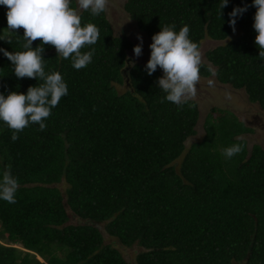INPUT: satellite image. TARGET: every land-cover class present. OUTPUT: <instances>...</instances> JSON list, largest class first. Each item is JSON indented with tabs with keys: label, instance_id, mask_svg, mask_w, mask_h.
I'll return each mask as SVG.
<instances>
[{
	"label": "trees",
	"instance_id": "obj_1",
	"mask_svg": "<svg viewBox=\"0 0 264 264\" xmlns=\"http://www.w3.org/2000/svg\"><path fill=\"white\" fill-rule=\"evenodd\" d=\"M127 0L123 9L151 42L165 25L190 28V38L224 42L205 54L201 77L243 90L264 112V60L253 27V0ZM248 5L237 17L229 13ZM72 6L76 7L75 0ZM222 11V15H221ZM0 5V35L7 28ZM82 25L100 30L92 62L80 70L71 57L45 45V72L58 71L68 86L44 122L31 124L12 141L0 121V180L10 165L18 179L16 203L0 199V264H128L99 229L126 248L143 251L135 264H264V149L241 138L252 129L228 111L212 108L196 135L198 105L182 107L162 98L159 69L128 64L134 47L115 36L105 13L81 11ZM0 48L22 51L24 30ZM237 34L235 37H233ZM41 41L33 42V47ZM38 79L17 78L0 52V93H27ZM117 86H125L119 93ZM194 105V106H190ZM243 143L231 159L223 149ZM64 185V191L59 186ZM71 215L81 223L69 224Z\"/></svg>",
	"mask_w": 264,
	"mask_h": 264
},
{
	"label": "clouds",
	"instance_id": "obj_2",
	"mask_svg": "<svg viewBox=\"0 0 264 264\" xmlns=\"http://www.w3.org/2000/svg\"><path fill=\"white\" fill-rule=\"evenodd\" d=\"M76 3L78 7L72 6V0H0V5L7 8V28L0 35V40L12 44L14 38L20 37L18 30H24L22 42L17 40L21 43L22 51L10 52L0 48V52L12 62L17 78L43 81L38 86H30L26 94L17 91L7 95L0 93V121L13 130V142L31 124H39V129L45 130L47 125L44 121L50 117L61 98L68 94V86L60 72H45V45L53 46L57 56L64 59L71 57L72 66L77 70L92 62L95 49L87 52L81 50L97 43L100 30L93 23L82 25L81 11L90 10L93 16H99L108 10L110 0H76ZM228 3L229 0H222L221 10ZM253 6L257 9L253 25L257 33L255 44L260 50L259 58L264 60V0H253ZM248 7H235L229 13V23L234 33L237 17L242 16ZM175 29V24L165 25L153 35L146 71L152 75L158 68L161 69L163 75L157 83L166 94L161 103L167 100L182 107L196 99L205 62L200 44L190 38L189 26L184 25L178 32ZM137 38L140 43L134 47V53L139 58L142 55L143 37L138 35ZM37 40L41 43L33 47V42ZM207 71L212 76L218 74L211 64L207 65ZM213 83L212 80L208 81L209 85ZM243 149V143H234L223 149L222 155L231 159ZM18 188V179L12 175L9 165L0 180V199L16 203Z\"/></svg>",
	"mask_w": 264,
	"mask_h": 264
},
{
	"label": "rangeland",
	"instance_id": "obj_3",
	"mask_svg": "<svg viewBox=\"0 0 264 264\" xmlns=\"http://www.w3.org/2000/svg\"><path fill=\"white\" fill-rule=\"evenodd\" d=\"M127 0H110L108 10L105 13L106 19L111 25L115 36L126 37L133 47L140 43L137 38L138 35L143 37V49L142 55L137 58L134 53V48L127 52L128 64H140L146 65L150 59V44L152 43L149 38L138 31L135 23L129 19L128 15L123 9V5ZM76 3V0H75ZM76 7H78L76 3ZM235 34L233 37H235ZM224 44V42H214L209 39H205L201 42V48L203 51L204 62L206 63L205 54L214 49L215 47ZM159 69V68H158ZM163 74V71L159 69ZM212 80V85L208 84V81ZM198 93L195 100L199 109V120L195 127L196 135L189 138L185 143L188 148L192 143L198 142L203 137V122L207 115L211 112L212 108L223 109L230 112L240 122L252 129V132L243 135L241 138L247 143L248 150L253 145H259L264 149V112L260 110L258 105L248 102L246 94L243 90H234L230 86L221 85L217 82L214 76L204 78L201 77L198 84ZM116 90L119 93L125 91V86H117ZM65 186H59V189L63 192ZM67 214L70 218L69 224H79L80 221L71 215V212L67 210ZM104 225H100L99 229L104 237V243L109 244L116 248L124 257L128 264H135L136 255L143 251L138 246H132L129 248L121 246L117 240L110 238L103 229Z\"/></svg>",
	"mask_w": 264,
	"mask_h": 264
}]
</instances>
